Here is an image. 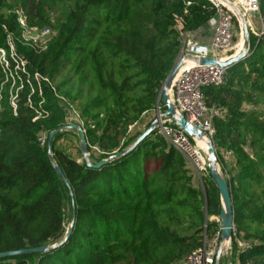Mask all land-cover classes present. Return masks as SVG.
<instances>
[{
	"label": "trees",
	"instance_id": "obj_1",
	"mask_svg": "<svg viewBox=\"0 0 264 264\" xmlns=\"http://www.w3.org/2000/svg\"><path fill=\"white\" fill-rule=\"evenodd\" d=\"M25 1L0 0L8 61L0 64V253L54 247L0 264H187L217 226L209 218L220 214L218 188L210 173L196 186L183 154L156 130L134 146L151 121L131 127L158 104L182 43L177 26L207 28L215 7L209 0H61L51 18L48 0H37L39 16ZM18 11L27 26L49 29L43 46L21 37ZM259 12L264 23V0ZM8 35L24 65L10 56ZM249 44L223 84L202 93L218 112L213 141L236 236L251 242L239 250L232 239V255L238 264H264V37L251 34ZM69 105L83 122L88 151L98 149L90 161L107 160L99 168L87 165L79 146L81 162L60 144L64 130L48 146L50 133L66 128Z\"/></svg>",
	"mask_w": 264,
	"mask_h": 264
},
{
	"label": "built area",
	"instance_id": "obj_2",
	"mask_svg": "<svg viewBox=\"0 0 264 264\" xmlns=\"http://www.w3.org/2000/svg\"><path fill=\"white\" fill-rule=\"evenodd\" d=\"M209 1L215 7L216 13L207 22V28L210 31V40L207 43L200 40L198 35L200 29L194 33L183 32L181 25L177 26V29L182 35V43L178 58H182L183 61L190 60L191 63L183 69L180 68L169 90V100L172 103L175 112L177 114H182L188 124L202 131V138H190L179 125L173 123V118L163 114L165 106L163 104L160 105V103L156 105L151 116L150 114L145 115L141 122H138L131 127V129L143 127L153 119L158 118L156 132L164 136L169 144L183 154L193 172L199 176L200 180L202 178V173H207L208 164L206 146L209 140L214 145L213 137L216 129L213 123V118L218 114L214 108H210L206 105L202 88L206 86L222 85L226 69L218 67L217 65L199 64L191 57H213L219 61H223L236 53L239 50V41L235 39L236 34L234 29L235 24H237L239 34L241 35L240 16L245 20L249 32L253 33L258 38L264 37V23L259 12V0ZM186 4H189V2ZM256 14L258 15V23L251 20V17ZM17 21L23 30L21 37L31 45L39 46L38 44H35L34 40H31L33 39L32 35L41 39L49 35L50 31L48 28L39 29L36 26H27L26 14L22 11L17 12ZM256 23L259 27L255 29V26L257 25ZM8 44L12 52L10 54L12 59L18 58L21 65H24L25 58L23 56H17L14 52L16 41L12 35H8ZM0 64L5 68L8 66V61L3 49H0ZM36 78L41 79L38 74L36 75ZM1 97L2 95L0 91V102ZM15 98L16 94H13V91L11 90L10 103L13 107L15 106ZM66 115L65 127L67 129H70L68 127L70 124H78L82 128L83 122L77 111L71 105L67 106ZM37 118L38 116H36L34 120ZM82 130L84 132L83 128ZM76 133L79 137L78 132ZM46 140V134L42 133L39 135L38 141L41 145H44ZM60 144L65 146L70 153L74 154L77 162L82 161V156H78L76 152V148L78 146L80 148V141L78 144L77 140L72 141L70 139H62ZM91 149L92 151H88V156L98 152L96 147H91ZM211 218L217 224L214 232L209 237L204 236L201 246L186 256L185 262L187 264L216 263L217 250L221 244L222 227L219 216ZM232 239H234L239 250L247 249L251 246L250 241H245L236 236V229L233 225L231 240L223 244L220 257L228 255V250L230 249L229 243H231Z\"/></svg>",
	"mask_w": 264,
	"mask_h": 264
},
{
	"label": "water",
	"instance_id": "obj_3",
	"mask_svg": "<svg viewBox=\"0 0 264 264\" xmlns=\"http://www.w3.org/2000/svg\"><path fill=\"white\" fill-rule=\"evenodd\" d=\"M240 16V15H239ZM240 40H242L241 48L231 56H229L227 59L223 61H219L213 57H191L193 60H196L199 64L202 65H217L218 67L227 69L231 64L238 62L245 57L248 56V50H249V39H250V33L248 30V27L246 26L245 20L242 16H240ZM183 59L182 58H176L171 70L169 71L166 79L164 80L162 87L158 93V103H162L165 106V109L163 110V114L170 116L173 118V123H176L179 125L184 132L190 137L195 139H201L203 136V132L199 129L195 128L194 126L187 123V121L184 119V116L182 114H177L174 110V107L172 103L169 100V90L171 87V84L176 76V74L179 72L181 66H182ZM158 125V118L153 119L148 127H146L142 133L137 138L136 142L134 143V146L142 141L145 137L149 136L153 131L156 130V127ZM70 129L76 130L79 134V141H80V150L82 153V156L87 163L88 166H92L94 168L101 167L107 160H100L97 163H92L88 157V149L86 140L84 137V132L82 128L78 124H70L68 126ZM64 128L57 129L55 131H52L49 135L48 139V146L50 145V142L52 140V137L55 133L62 131ZM129 149H126L124 151H121L118 154H124L128 152ZM207 151V164L209 173L212 176L213 181L215 182L220 196V203H221V210H220V221H221V244L217 250L216 255V263L219 264L220 259V253L223 244L226 242H229L231 240L232 236V227H233V208H232V202H231V195H230V189L227 180L221 175L219 168H218V157L216 154V150L212 142L209 140L206 146ZM56 172L58 175H60L63 180L65 181L64 175L60 168L55 165L54 166ZM69 234V231L67 232ZM52 246H40L36 248H26L21 250H14V251H8V252H1L0 253V259L4 257H12L22 254H29V253H38V252H44L46 250H49L53 248Z\"/></svg>",
	"mask_w": 264,
	"mask_h": 264
},
{
	"label": "rangeland",
	"instance_id": "obj_4",
	"mask_svg": "<svg viewBox=\"0 0 264 264\" xmlns=\"http://www.w3.org/2000/svg\"><path fill=\"white\" fill-rule=\"evenodd\" d=\"M32 3H33V6H32L33 8L29 4V0H26L25 1V6H26L27 10L29 12H31V13L39 16L40 15V10L37 8L38 5H39V3L37 2V0H32ZM43 4L47 6V8H46L47 10H46L45 13H48L49 17H51V18L56 17L57 13L59 12V10L61 8V0H48L46 3H43ZM257 18H258V15L256 14V15H254V16L251 17V20L253 22L256 21L258 23ZM258 27H259V25L257 24L255 26V29L258 28ZM234 32L236 34L235 39L237 41H240V34H239V29H238V25L237 24H235ZM249 33H250V35L251 34L254 35L251 32H249ZM30 35H32V34H30ZM32 37H33V39H31V40H34L35 44H38L39 46H43L45 44L46 39H47V38H42V39L41 38H36V37H34V35H32ZM11 90H12V88H11ZM150 113H148V114H150V116H151L152 113H153V111H151ZM63 130L66 133V135L64 136V139L65 140H67V139H70L72 141H76L77 140V138H76L77 137V133L72 132L70 129H67V128L66 129H63ZM227 160L229 161V158H227ZM218 168H219V171H220L221 175L226 179V175L224 174L222 165L219 163V161H218ZM207 173H209V169H207ZM207 173L206 172L202 173L201 177L206 176ZM194 179H195V182H196V186H199L200 188H202V181L199 179V176H197L196 173H195ZM65 212L67 214V224L66 225L68 227L69 224H70L69 223V213L70 212H69V207H68L67 204H66V207H65ZM210 220L214 221L211 217L209 218V221ZM229 245H230V249L228 250V255L220 257L219 264H227V263H229V264H236L235 257L232 255V251H231V247H232L231 246V243H229ZM223 251H224V248H223Z\"/></svg>",
	"mask_w": 264,
	"mask_h": 264
},
{
	"label": "crops",
	"instance_id": "obj_5",
	"mask_svg": "<svg viewBox=\"0 0 264 264\" xmlns=\"http://www.w3.org/2000/svg\"><path fill=\"white\" fill-rule=\"evenodd\" d=\"M198 35L200 37V40L202 42H204V43H207L210 40V31L208 30V28H201L200 29V33ZM235 261H236V264H237L238 261L236 259H235ZM227 264H229V263H227Z\"/></svg>",
	"mask_w": 264,
	"mask_h": 264
},
{
	"label": "bare ground",
	"instance_id": "obj_6",
	"mask_svg": "<svg viewBox=\"0 0 264 264\" xmlns=\"http://www.w3.org/2000/svg\"><path fill=\"white\" fill-rule=\"evenodd\" d=\"M242 45V40L239 41V49L241 48ZM191 61L190 60H185L182 62V66L181 69H183L184 67H187L188 65H190ZM203 144V142H202Z\"/></svg>",
	"mask_w": 264,
	"mask_h": 264
}]
</instances>
